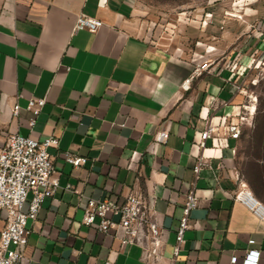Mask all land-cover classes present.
Here are the masks:
<instances>
[{
	"label": "crops",
	"instance_id": "crops-1",
	"mask_svg": "<svg viewBox=\"0 0 264 264\" xmlns=\"http://www.w3.org/2000/svg\"><path fill=\"white\" fill-rule=\"evenodd\" d=\"M195 3L157 24L134 0H0V141L58 137L55 171L77 190L45 200L20 264H150L146 229L131 244L120 228L82 223L87 197L122 204L131 193L160 225L159 264H173L190 190L199 205L175 264H243L251 248L264 264V221L232 197L247 188L264 204V138L254 137L256 117L239 138L227 130L240 124L245 73L264 51V0ZM81 13L103 26L74 32ZM29 98L46 99L33 126ZM209 125L217 130L202 148ZM66 151L87 162L67 163ZM7 219L1 209L0 230Z\"/></svg>",
	"mask_w": 264,
	"mask_h": 264
},
{
	"label": "built area",
	"instance_id": "built-area-1",
	"mask_svg": "<svg viewBox=\"0 0 264 264\" xmlns=\"http://www.w3.org/2000/svg\"><path fill=\"white\" fill-rule=\"evenodd\" d=\"M104 22L96 17L81 13L76 17L73 31L89 30L97 31ZM209 61L205 60L198 65V69H207ZM255 65V64H254ZM257 65V63H256ZM250 105L243 104V113L240 115V124H230L227 130L233 138L241 135V124L249 122L255 114L256 98L249 96ZM46 103L45 98H29L28 109L32 112L29 124L33 126L36 117L40 114ZM20 105L13 107V115L17 116ZM216 128L209 125L201 134L200 146H206V140L211 137ZM168 132L159 131L158 141H166ZM59 145V138L50 136L43 140L19 133L10 134L4 141H0V210L5 209L8 213L7 222L0 230V264H20L23 258L22 248L28 244L32 232L29 226L30 220H36L46 199L53 197L60 188L76 193L75 187L67 183L63 185L55 171L53 156L49 149ZM133 157L137 152H133ZM64 160L79 167L87 162L85 156L74 154L70 151L64 153ZM205 164L200 156L195 172ZM233 199L244 204L260 220L264 221V204L260 202L250 190L243 188L233 194ZM28 203V209L24 206ZM199 205L194 190L186 195L182 209V216L176 230V241L173 249V264L177 262L179 252L186 242L185 233L192 227L191 212ZM117 217V219H115ZM82 223L87 226L96 225L101 232H109L113 228H120L123 232L122 243H136L140 240L141 232L146 229L150 238L146 248L150 264H159L163 253L161 251V228L159 223L152 217L148 207L140 195L131 193L126 196L122 204L112 198L97 199L87 197L84 207ZM251 239L249 243L253 244ZM260 250L248 249L243 264H258ZM232 260L235 262L236 257Z\"/></svg>",
	"mask_w": 264,
	"mask_h": 264
},
{
	"label": "rangeland",
	"instance_id": "rangeland-1",
	"mask_svg": "<svg viewBox=\"0 0 264 264\" xmlns=\"http://www.w3.org/2000/svg\"><path fill=\"white\" fill-rule=\"evenodd\" d=\"M137 8L141 10V14L149 22L162 23L163 18H167L171 14L184 11L187 6L198 5L200 0H134ZM257 60L252 69L245 73L246 77L242 83L244 88V103L249 104L251 95L255 97V102L252 105L255 106L256 123L258 126L264 123V51L257 54ZM250 105V104H249ZM245 122L244 124H248ZM260 124V125H259ZM245 138H250L249 128L245 129Z\"/></svg>",
	"mask_w": 264,
	"mask_h": 264
},
{
	"label": "trees",
	"instance_id": "trees-1",
	"mask_svg": "<svg viewBox=\"0 0 264 264\" xmlns=\"http://www.w3.org/2000/svg\"><path fill=\"white\" fill-rule=\"evenodd\" d=\"M242 133L243 132L241 130V134ZM254 137H256V138H264V123L262 125H260V126H258V123H257L256 130L254 131Z\"/></svg>",
	"mask_w": 264,
	"mask_h": 264
}]
</instances>
